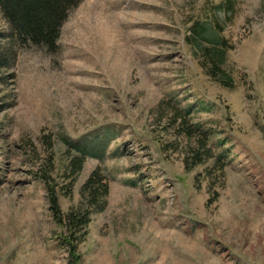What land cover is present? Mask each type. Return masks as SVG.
<instances>
[{"label": "rangeland", "instance_id": "374dc122", "mask_svg": "<svg viewBox=\"0 0 264 264\" xmlns=\"http://www.w3.org/2000/svg\"><path fill=\"white\" fill-rule=\"evenodd\" d=\"M227 1L83 0L53 53L0 12V264H75L38 176L53 159L64 189L78 150L62 213L97 169L108 195L77 264H264V0ZM175 109L214 133L222 173L185 171Z\"/></svg>", "mask_w": 264, "mask_h": 264}, {"label": "trees", "instance_id": "16d2710c", "mask_svg": "<svg viewBox=\"0 0 264 264\" xmlns=\"http://www.w3.org/2000/svg\"><path fill=\"white\" fill-rule=\"evenodd\" d=\"M83 0H0V12L9 27V39L20 48L35 47L53 53L57 49L60 31L69 12L76 8ZM225 5H230L228 0ZM208 60L211 64L222 62V52L211 50ZM2 58L0 56V64ZM173 113V112H172ZM172 119L177 125V136H185L194 144L184 150L183 165L186 172H192L196 167L203 166L206 161L212 160L214 170L223 172L225 165L222 157L214 158L209 140L214 136L210 130H202L199 126L192 125L188 113L178 109L174 110ZM172 147L174 145H171ZM68 149L74 145L66 142ZM174 146V151L177 150ZM164 150V148H162ZM84 152L77 151L75 157L67 159L59 168L57 178L68 181L67 187L57 190L56 178L52 174L57 170L53 159L47 171L40 172V180L47 191L49 210L55 224L62 230L60 242L68 248L70 258L75 264L80 260L78 245L87 235L90 217L95 211H102L108 195V183L101 170L94 171L80 190L81 201L72 207L66 214L60 208L61 197L68 198L73 191L77 176L82 171L85 163ZM206 174L209 176L210 171Z\"/></svg>", "mask_w": 264, "mask_h": 264}]
</instances>
